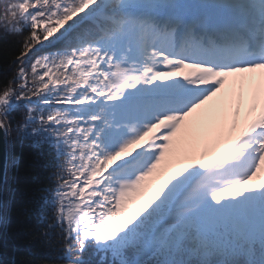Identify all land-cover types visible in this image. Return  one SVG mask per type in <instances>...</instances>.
I'll use <instances>...</instances> for the list:
<instances>
[{"label": "snow or ice", "instance_id": "obj_1", "mask_svg": "<svg viewBox=\"0 0 264 264\" xmlns=\"http://www.w3.org/2000/svg\"><path fill=\"white\" fill-rule=\"evenodd\" d=\"M5 9L27 31L0 130L23 104L18 134L51 141L37 203L60 264H264V0Z\"/></svg>", "mask_w": 264, "mask_h": 264}, {"label": "trees", "instance_id": "obj_2", "mask_svg": "<svg viewBox=\"0 0 264 264\" xmlns=\"http://www.w3.org/2000/svg\"><path fill=\"white\" fill-rule=\"evenodd\" d=\"M6 3L7 0L0 3V91L15 75L16 65L11 61L27 31L6 30L2 15ZM22 113L23 104H18L8 117L11 128L6 133L7 168L2 186L0 264H60L62 258L40 236L45 224L42 217L50 214V205L43 201L37 203L39 190L51 187L54 167L50 161L55 152L51 141L37 145L32 139L18 134L16 128L22 120ZM84 259L86 264H99V256H92L91 250Z\"/></svg>", "mask_w": 264, "mask_h": 264}, {"label": "water", "instance_id": "obj_3", "mask_svg": "<svg viewBox=\"0 0 264 264\" xmlns=\"http://www.w3.org/2000/svg\"><path fill=\"white\" fill-rule=\"evenodd\" d=\"M7 167V146H6V133L0 130V199L3 201V182L5 179ZM0 217H2V209H0ZM1 226V222H0Z\"/></svg>", "mask_w": 264, "mask_h": 264}, {"label": "clouds", "instance_id": "obj_4", "mask_svg": "<svg viewBox=\"0 0 264 264\" xmlns=\"http://www.w3.org/2000/svg\"><path fill=\"white\" fill-rule=\"evenodd\" d=\"M15 17H13L12 15H10L9 11L7 9L4 10V15H3V20L5 22H7L8 20H12Z\"/></svg>", "mask_w": 264, "mask_h": 264}, {"label": "rangeland", "instance_id": "obj_5", "mask_svg": "<svg viewBox=\"0 0 264 264\" xmlns=\"http://www.w3.org/2000/svg\"><path fill=\"white\" fill-rule=\"evenodd\" d=\"M10 162H11V161H10ZM9 165L11 166V163L8 162V166H9ZM6 168H7V167H6Z\"/></svg>", "mask_w": 264, "mask_h": 264}]
</instances>
